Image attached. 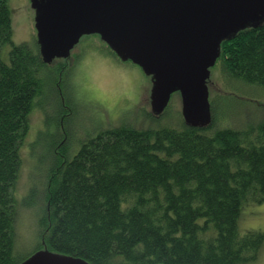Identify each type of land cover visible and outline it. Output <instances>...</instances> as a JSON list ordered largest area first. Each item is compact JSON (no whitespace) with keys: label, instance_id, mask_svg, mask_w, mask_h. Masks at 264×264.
<instances>
[{"label":"trees","instance_id":"trees-1","mask_svg":"<svg viewBox=\"0 0 264 264\" xmlns=\"http://www.w3.org/2000/svg\"><path fill=\"white\" fill-rule=\"evenodd\" d=\"M11 37L10 8L0 0V48ZM66 60L59 58L53 69L43 61L38 43L32 47L26 41L12 43L8 63L0 57V264H19L43 248L92 264H245L256 259L264 232H240L238 218L250 200L264 203V120L214 130L211 102L205 126L184 120L181 128L123 123L80 145L72 139L74 152L61 144L62 124L55 125L36 222L40 246L19 256L21 146L30 142L25 139L29 120L47 86L57 92L46 103L63 106L71 78ZM216 62L226 78L264 89V20L222 40ZM73 130H66L67 136Z\"/></svg>","mask_w":264,"mask_h":264},{"label":"water","instance_id":"water-1","mask_svg":"<svg viewBox=\"0 0 264 264\" xmlns=\"http://www.w3.org/2000/svg\"><path fill=\"white\" fill-rule=\"evenodd\" d=\"M44 62L67 57L79 39L99 34L123 61L151 79V113L179 93L185 123L211 121L207 81L220 43L264 20V0H30ZM19 264H92L43 248Z\"/></svg>","mask_w":264,"mask_h":264},{"label":"rangeland","instance_id":"rangeland-1","mask_svg":"<svg viewBox=\"0 0 264 264\" xmlns=\"http://www.w3.org/2000/svg\"><path fill=\"white\" fill-rule=\"evenodd\" d=\"M7 2L11 12L12 37L10 42L0 48V57L8 63L12 43L26 41L35 47L37 41L34 10L30 0ZM86 56L89 58L83 59ZM67 58L64 62L70 67L71 73L75 69L72 64L85 60L80 71V82L75 79L74 91L71 95L65 94L64 104L60 108H55L52 103V107L48 108L50 104L46 103L53 95L52 91L57 92L56 88L52 90L47 86L44 89L38 98L39 104L34 106L37 108L30 113L29 131L25 138L30 142L25 141L21 146L22 166L16 190L17 196L22 198L18 202V220L15 225V249L19 256H25L40 246L37 243L39 236L36 222L44 205V202H39L43 199L42 189L46 183L43 170L53 158L48 150L56 139L55 125L61 123L64 131L70 130L80 111L85 114V119H91V123L96 122L93 115L97 114L103 125L113 122L130 123L140 128H181L183 125L179 93L174 92L165 112L159 117H154L149 98L150 77L132 61L116 59L106 49L99 34L83 35L70 50ZM57 64L58 59H53L50 65L55 69ZM207 85L209 101L213 107L212 114L216 121L214 130L227 126L241 128L264 120V89L226 78L222 75L218 62L210 68ZM81 117L83 116L81 115L78 121H81ZM73 147L75 148V142ZM238 229L240 232H264V203L251 200L245 203L238 218ZM245 264H264V241L256 259Z\"/></svg>","mask_w":264,"mask_h":264},{"label":"flooded vegetation","instance_id":"flooded-vegetation-1","mask_svg":"<svg viewBox=\"0 0 264 264\" xmlns=\"http://www.w3.org/2000/svg\"><path fill=\"white\" fill-rule=\"evenodd\" d=\"M84 51H86V50H84ZM114 57L118 60H121L119 58V56H117L116 54L114 55ZM87 58H89V57L86 56L83 59H87ZM84 63H85V60H79L75 64H73V65H75V69H74L73 73L70 72L71 78H70V81L68 82L69 84L67 83L70 86V87L68 86V89H69L68 94H70V95H71V92H73L75 89V87H74L75 86V79L78 82H80V76L82 74V73H80V71L82 70ZM60 94L62 95L61 90H60ZM64 97L65 96H62L63 103H64ZM81 113L82 112L80 111L78 114L77 120L80 118L81 115L85 118V114H83V113L81 114ZM93 116L95 117V120H96L95 123H91V119L88 117H87V119L84 120L85 122H83L82 118H81V125L77 124V122L75 123V121H74L72 124V127H71V129H73V128L75 129V130H73L74 131L73 134H72L73 131H71L70 134L67 136L66 131H64V129H63L61 132H62V137H64V138L61 140V144L66 143L67 146L70 148V151L74 152L76 148L71 147V144L69 143V142H71L72 139H74L80 145L84 141L90 140L91 138H94L95 136L99 135L100 133H102L103 131H105L107 129H111L113 127H117V126L122 125L121 122L120 123L113 122L112 124L103 125V121L97 118V117H99V116H97V114H94ZM136 127H138V126H136Z\"/></svg>","mask_w":264,"mask_h":264}]
</instances>
